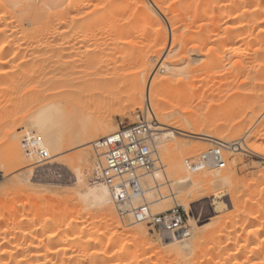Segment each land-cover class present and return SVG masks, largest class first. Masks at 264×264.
<instances>
[{"label":"bare ground","instance_id":"1","mask_svg":"<svg viewBox=\"0 0 264 264\" xmlns=\"http://www.w3.org/2000/svg\"><path fill=\"white\" fill-rule=\"evenodd\" d=\"M57 1L58 3H62V0H45L44 3L50 5L53 3H57ZM232 1L233 0H193L191 5L180 9L176 13H172L171 10L166 7V5L161 6L156 0H153L154 6L144 4L135 5V3L137 2L136 1L134 2L135 6H132L133 8L130 7V5L132 4H128L123 7V2V6H121L120 2L117 3L118 7L115 10L118 17L117 20L120 21L123 18L124 14L131 12L132 15L129 16V18L126 17V19L124 17V19L128 22H126L127 24L131 22V24L135 27L134 29L133 26H130L133 27L131 32L139 33L138 35H142V37L146 36L149 40V43L147 44L148 46L143 47L145 48V51H143L145 52V55L142 58L141 64L139 65L140 71L137 75L134 74L133 78H131V84H133L131 86V94L129 95L128 100L131 103V107L125 109L124 111L120 108L121 92H119V87H116L118 79L115 75V72H111V74L108 72L92 79L91 84L85 88L81 86V84L80 86L77 84L78 81H76L75 77L71 78L72 80L68 78V81L66 82L68 83V86L67 84L64 86V92H55L57 89H54V93H49L50 97L56 98L61 94L65 95V97L77 94L81 95V93L85 92V90H88L92 99L94 100L95 111L94 113L91 111L83 113L80 118L81 120L79 126L71 130L69 134L64 136L60 135L59 133L54 135L50 134L47 137L48 139L46 138L45 144H43V146L49 152L50 158L52 155H56L58 151L60 152L61 150L59 149L83 147L82 151L75 156V159L78 163L81 164L89 162L91 156L93 155L92 150L94 149L95 143L101 138L114 134L120 128V126L114 125L107 116L103 115L102 117H99L94 115L95 112L96 114H104V112H107L109 109H111V105H118L119 109L116 112L127 113L128 110L135 111V107L143 108L146 100L151 106V114L155 117L156 120V123L154 122L155 124L153 125V133L158 150L161 153L160 155H162L166 160V171L162 172L158 170L154 174L146 176L144 179V196L132 199L128 196V193L124 189L119 188L121 194L117 195L116 189H111L107 185L96 182L93 179L88 181L87 183V181H85V173L81 170L82 168H79V171L77 173V194L79 202L85 208H88L90 210H98L100 214L97 216L94 215V218L91 217V213L88 217V213L86 217L83 216L84 213H80L81 216H73L72 214V216L70 215L71 217L67 216L68 218H66V216L65 218L62 216H47L42 218V220L40 221H38L39 217L37 218L38 220H30L29 218H31V215L29 218L27 216V218H25L24 220H19V222L17 221L16 223H18V225L15 224L16 226H14L13 224L14 227L12 226V228H10L8 224L6 226H2L1 223L0 264H141L139 262L134 263V258L132 259L130 257V252L132 253L130 248L131 246L136 244H140L142 246L146 245L149 247L151 246V239L147 237L148 234L147 229L145 228L146 226L145 224H139L135 222L129 224L126 223L125 220L123 222L119 221L113 204H116L119 208L128 212L131 211L134 207H138L144 203L150 206L152 213H160L163 211L171 210L174 206H181L189 215V222H191L192 224V226L190 224V238L173 239L164 234L161 235L163 239V243L160 245L162 247V252H164V254L166 253V255L168 254L170 256L169 258H171L172 261L174 260L177 264H264V212L261 211L262 209H252V215L248 214V217L246 215L245 217L241 214L246 219L243 218V222L241 223V225L238 224L237 228L234 227L230 231L228 229L227 231L224 229L221 230L219 228L202 231V227L198 225V222L191 215V200L195 201L196 197L199 198L198 196H201H197L199 192H201L205 188L208 189V187L210 186L214 187L216 185H222L235 178L236 173L234 171V167L238 162L236 158L237 154L249 153L248 147L246 145L248 142L251 146L254 145V142L255 146H259L256 145V142L258 144L260 140L264 143V140H262L264 135L260 134L262 133L260 132L261 129L264 128V122L262 123L260 128H258L257 125L260 119L264 117V103L259 101L258 103L256 101L255 104L254 102L252 103L256 105V108L255 110L253 109V114L252 112L251 114H249L251 115V117L248 116L249 118H246V121H249V124H252L251 126L245 125L244 127H241L237 130L233 128V130L231 131L224 130V132L222 133H216V137L213 136L215 140L221 143H219L220 145L230 150L229 153H231L234 159L233 163L228 162V165L224 170L209 167L208 169L198 173H191L187 170L186 163L190 159H185V157L186 155H191L186 151V148L188 146H186V150L184 151V148H182L183 145L180 147L181 143L179 142L180 140L183 141V137L180 138V135L177 136L175 133H173L174 131L171 132L167 130V119H171L174 113L172 111L165 112V109L161 106V104L167 102L165 93L172 88L185 89V86L189 84V86H191L192 88L191 91L193 92V94L198 92V90H200L199 88H202L196 87L197 85L195 84V82H185V78L187 77V75H189L193 71H196V69L198 68L197 67L194 70V67H192L194 64H201L199 65L200 68H198V70L207 71L206 73L208 74L206 76L208 77V79L215 78L219 71L225 69L224 67L226 66V62L232 56L231 54H233V50L234 53L236 51V53H239L243 59H246V57L250 54L252 50L251 48L254 43H263L264 32L262 31L263 29L260 30V27H262V25L264 24V1L240 0L239 4L237 3L238 6L235 0V3L233 2L234 4L232 3ZM2 4L0 0V6H3ZM4 7L5 5L1 8ZM3 10L6 12L5 9ZM3 10H0V64L2 65V68L0 69V88L3 91L4 89L11 88L16 84H19V88L27 85L28 87L25 86V89L26 87L29 88L28 92L26 93L25 91L23 93L26 94H22V96L20 93V95L24 97V103L27 102V99H30L28 100V102H30V105H33L38 99L37 97H35L38 95L33 96V94L36 92L38 93V91L43 88L42 83L44 81L42 80L46 75L45 73H48L49 71V69H47L48 65L46 64L55 56H59V58L61 57L60 59H62L63 57L68 58L67 54L69 53L68 48L70 45L67 46L68 48H66V45H62V43L60 45V43H58L60 46L56 47L54 45L56 47L55 48L48 43L42 44V42L40 43L39 41L38 43L33 40L34 38L31 40V36L28 40H23V34L21 35L22 37L20 36L19 38L18 36L22 33L20 30H23L24 27L20 24H18L20 27H17L16 24L15 27L13 25L14 23L12 21L10 22V20L7 19L8 17ZM211 12H214L215 15L212 16ZM161 18L164 19V22L169 25L171 36L173 39V49L170 50L167 55H164V59L160 61V64L166 68L168 74L164 77L155 78V82L152 84H148L147 86V77L143 73L150 72L152 70V68L154 67V65L152 64L153 57L155 55H162L168 40V35L164 30ZM232 20H234L233 23H231ZM143 23L144 25H149V27H145L144 25V27H142L141 24ZM119 28L120 26L118 27V29ZM18 30L21 32L19 35ZM24 31L26 30H23V32ZM26 32L28 34V30ZM26 32H24L25 35ZM234 36L238 38V45H232V43L229 44ZM180 43H184L185 47L189 46L190 48L184 50L183 55L180 54L178 56L175 55L178 46L176 47V49L175 46ZM259 51L260 50L257 49L255 51V54H258ZM79 52L81 51L79 50ZM45 69H47V72ZM62 70L64 71V69ZM41 71L43 72L44 76L40 80V77L42 76V73H40ZM65 71L64 73L66 74L67 71ZM38 72L39 74H41L39 75V77L36 76L38 75ZM36 78H38L39 80ZM69 81H71V85L69 84ZM105 82H107L108 84L103 85ZM21 84L22 86H20ZM216 89L219 90V88ZM189 92L185 94L187 95ZM212 93L216 92L212 91ZM56 104L57 103L50 101V103L48 102V104H45L42 107L39 106L40 108H37L34 111L30 112L29 120L32 121L33 126L37 130H44L52 124V120L57 116L56 112H58ZM196 108L197 107H195V109L193 110L186 109V111L182 112L180 116L178 115L179 117L175 116L174 120L176 127L178 126L182 131L184 130L188 133L192 132L190 130L194 128L196 134H200L206 131L212 136L213 131H219L222 127L225 126V124H227L226 122L228 121V119H217L216 113H202V111H199L197 110L198 108ZM146 115L147 117L149 116L148 112ZM152 121L154 120H151L150 122ZM30 125L32 126V124ZM255 128H258V131ZM248 129L249 131H253V133L255 132L253 136L252 134H250L251 137L249 135L250 138L247 137ZM23 131L30 132L32 131V128L28 126L22 127L17 132L18 139L21 138L20 134ZM193 142L194 141H192L191 144L195 145L191 150L196 153L204 150V148L208 146V144L202 140L197 143H195L196 141L194 143ZM252 142L253 145L251 144ZM214 145L215 144H213V146ZM262 149L264 150V147ZM191 150L190 148H188V151ZM194 152L191 151V153L193 154ZM259 154L260 152L258 153V155ZM0 161H2L1 155ZM35 164L36 162L30 165H32L33 167ZM13 172L15 171H11L9 173L5 171V173L7 174H12ZM10 183L12 185H15L18 190L22 191H28L32 188V184H29L20 178L12 179V181H9V184ZM167 189L170 191H168ZM37 190L35 191L32 189V192L34 191L37 194L39 192ZM32 192L28 193L31 194ZM35 193L32 194L34 195ZM177 195L180 196H178L179 199ZM255 197H257V200L264 201V189L259 195H255ZM37 206L39 207L40 205H38L37 203ZM36 208L34 209L38 210ZM225 208L226 205L224 203L218 204L217 209L221 210ZM80 211L81 209L79 210V212ZM77 214H79L78 211ZM128 214L129 215L127 216V218L132 220L130 213ZM245 214L247 213L245 212ZM33 215H35V213ZM15 218L16 217H14V219ZM5 219L8 218L6 217ZM34 220L38 221H36L38 223L37 225H35L36 222L35 224H33V226L35 225V230L31 232L30 229L28 230V232L32 233V236L37 234L36 236L41 237L39 239L35 237L33 239H30L31 237L28 235L29 233H25V230L27 229L24 228V226L27 224V222H32ZM22 226L25 229L24 233H21L23 231ZM129 226L130 228L131 226L134 227L128 229ZM7 227H9L10 229H8ZM18 227H20L21 229ZM193 231L194 235L192 236ZM25 234L30 238L28 239ZM223 239L224 242L221 243ZM216 240L218 244L215 242ZM207 241H211V246L215 245L211 248H209L208 246L207 250H209L210 253L208 251V254H202V257H200L199 259L197 258L198 260H196L195 255L194 262H191L190 259L192 257V254L199 250L200 246H202V243H208ZM160 246L159 249H161ZM202 250L204 251V249ZM188 259L189 261H187ZM141 261L142 260H140V262ZM174 261L172 263H174ZM150 264H152V262Z\"/></svg>","mask_w":264,"mask_h":264},{"label":"rangeland","instance_id":"2","mask_svg":"<svg viewBox=\"0 0 264 264\" xmlns=\"http://www.w3.org/2000/svg\"><path fill=\"white\" fill-rule=\"evenodd\" d=\"M44 1L45 0H7V1L1 0V4L3 3L2 5L3 6L5 5V7L1 8L3 6H0L1 11L3 9L6 10V12L4 10L3 11L6 13V16L8 17L7 19L10 20V22L12 21L14 23L11 24H13L14 26L16 24L17 27H20L18 25L20 24L21 26L24 27L23 30L26 31L28 30V34L26 31H24L26 32L25 35L23 30L21 29L23 27L19 28L21 29L20 31L22 32L21 33L18 30L19 31L18 35L21 33L18 36L19 38L23 34L24 37L28 35L25 38L21 36L23 40H28L31 36V40L34 38L33 40H35L36 42L39 41L40 43L42 42V44L48 43L52 45V47L55 46L58 47L61 45V43L62 45H66L65 46L66 48H68L67 46L70 45L68 48L69 53L67 54L68 58L63 57L62 59H60L61 57L59 58V56H55V57L53 56L54 58H52V60L48 61V63L46 64L48 65L47 66L48 68L45 67L49 69L48 73L44 72L46 74L44 76L43 72L42 71L40 72L42 73L40 80L44 76L42 80L44 81L42 83L43 88H41L43 90L40 89L42 92L39 90L38 93L36 92L33 94V96L38 95L35 96L38 99L33 105L29 104L30 102H28V100L30 99H27L28 103L27 102L24 103L23 100L24 97H22L23 96L22 94H26L28 92L29 88H27L28 87L27 85H24L23 87L19 88V84H16L15 85L16 87L12 86L11 87L12 89L7 87L8 89H4L3 91L0 88L1 89L0 90V99H1L0 155L2 158V161H0V172L2 174L0 176V215H1L0 226L1 223L2 226L4 225L6 226L8 224L10 228H12L13 224L14 226H16L15 224L18 225V223H16L17 221L18 222L19 220L22 221L25 218H27V216L29 218L31 215L33 217L31 216V218H29L30 220L37 219L39 217L38 218L39 220L38 219L37 220L40 221L42 220V218L47 216H53V217L62 216L64 218L66 216V218H68L71 217L72 214L73 216L74 215L77 216L80 215V213L81 214L84 213L85 215L83 214V216L86 217L88 213L87 217L92 215L91 217L94 218V215L97 216L100 214L98 210H94V209L90 210L88 208L83 207L79 202V198L77 194V190H78L77 173L79 171V168H82L81 170L85 173V178H86L85 181H87V183L88 181L94 179L96 166L99 159L98 153H96L95 149L92 148L93 155L91 156L89 162H85L81 164L76 161L75 156L82 151L83 147L82 148L73 147L68 149L66 148L64 149L61 147L63 150L59 149L61 150L60 152L58 151L56 155L55 154L52 155L50 161L47 164L45 165L35 164L32 167V165L30 164L36 162L34 156L23 150L21 145V140L17 138V132L24 126L31 127L32 131L30 132H35L39 134L42 137L43 144H45V140L50 134L54 135L59 133L60 135L64 136L69 134L70 131L73 130L75 127L79 126L81 120L80 118L83 115V113L89 111L94 113L95 111L94 100L92 99L90 92L88 90H85V92L81 93V95L77 94V95L65 97V95L61 94L56 98L50 97L49 93L51 94L54 93V89H57L55 92L58 91L64 92L63 91L65 88L64 86L66 84L68 86V83H66L68 81V78L71 79L75 77L76 81H78L77 84L79 86L81 84V86L85 88L91 84L92 79L99 77L100 75L108 72L110 74L111 72H115L116 73L115 75L118 79L116 87L117 88L119 87L120 89L119 92H121L120 108L123 111L127 108H130L131 103L128 100H129V95L131 94V86L133 84V83L131 84L132 81L131 78H133L134 74L137 75L138 72L140 71L139 65L141 64L142 58L145 55V52H143L145 51L144 50L145 48L143 47L148 46L147 44L149 43V40L147 39L146 36L142 37V35H138L139 33L131 32L134 26L131 24V22L127 24L128 23L127 20L124 19V17L129 18V16L132 15L131 12L124 14L123 18L121 19L122 21L121 20L118 21L117 20L118 17L116 15L117 13L115 10L117 9L118 7L117 3L119 2L121 6H123L124 3L123 7H125L128 4L129 5L132 4L130 5V7L132 6L134 7L136 4L154 6L153 0H129V1L128 0H62V1L59 0L63 4L60 2L58 3L57 1V3H53L50 5L44 3ZM156 1H158L161 6L166 5V7H168L172 13H176L180 9L191 5L193 0L192 1L191 0H156ZM134 2H136L135 5ZM233 2L234 0L232 1V3ZM235 2L236 4L237 3L239 4L240 0H235ZM211 15L214 16L215 13L211 12ZM161 20L163 23L164 30L168 35V40L162 55L161 56L155 55L153 57L152 64L154 65V67L152 68V70L150 72L143 73L147 77V86L148 84L154 83L155 78L164 77L168 74V71L164 66L160 64V61L164 59L165 57L164 55H167V53L173 49V45H172L173 39L171 36L169 25L164 22V19L161 18ZM233 22L234 20L231 21V23ZM143 25L144 23L141 24L142 27L144 26L149 27V25H144V26ZM119 26L120 28L118 29ZM261 29H263L262 31L264 32V24L262 25V27H260V30ZM58 43H60V45ZM231 43L232 45L233 44L238 45L239 43L238 38L234 36V38L231 39V42L229 44ZM263 47H264V41L263 43L261 42L260 44L254 43L251 48L252 54L250 52V54L248 55L250 57L247 56L246 59H243L239 53H236V51L235 54L233 50V54H231L232 56L226 62V66L224 67L225 69L224 70L221 69L222 71H219L217 74L218 76L216 75L215 78L208 79V77L206 76L208 74L206 73L207 71L202 70L203 71L202 72L198 70V68H200L199 65L201 64L200 63L194 64L192 66L194 67L193 69L195 70V68L197 67L198 68L196 69V71H193L191 73L189 71L190 74L187 75V77L185 78V82L188 83L195 82V84L197 85L196 87H202V88H199L200 90H198V92L193 94V92L191 91L192 88L188 84L187 86H185V89L172 88L171 90L165 93L167 102H164L163 104H161V106L165 109V112L172 111L174 113L171 119H167L168 129L167 128L166 129L171 132L174 131L173 133H175L177 136L180 135L179 136L180 138L183 137L182 139L184 142L178 138L180 140L178 141L181 143L180 147L183 145L182 148H184V151L187 149L186 151L188 152V154H191L188 156L186 155L185 159L196 158L202 153L207 152L211 149L220 148L224 154L227 165L228 162L233 163L234 159L231 153H229L230 150L220 145L221 143L215 140L213 136L216 137L217 136L216 133H222L224 132V130L231 131L233 130V128L237 130L240 129L241 127H244L245 125L246 126L252 125L249 124L250 123L249 121H246V118L251 117V115H249L251 114V112L252 114L254 113V110L256 108L255 107L256 105L254 104L256 103V101L257 103L258 101L264 103V74H262L264 73ZM187 48L190 47L189 46L185 47L184 43L182 44L180 43L176 45L175 49L177 51L175 52L176 53L175 55L178 56L180 54L183 55L184 50H186ZM257 49H259L260 51L258 54H255V51ZM79 50L81 52H79ZM242 63L245 65H243ZM1 68L2 65L0 64V69ZM47 69H45L46 72ZM62 69H64V71L66 70L67 73L65 74ZM197 70L200 72H198ZM37 74L38 75L36 76L38 77L39 75H41L39 74V72ZM70 82L71 81H69V84ZM106 84L108 83L105 82L103 85ZM20 86H22V84ZM25 86H27L26 89ZM203 87L205 88V90ZM216 88H219V90ZM202 90H203V94H202ZM25 91L26 93H23ZM212 91L213 92L215 91L216 93H212ZM187 92L189 93L186 95L185 93ZM207 92H209L210 94ZM20 93L22 96L20 95ZM39 93H40V97H39ZM47 94L49 95V97ZM50 101L57 103L56 104L58 108V112H56L57 116L52 120V124L49 125L48 128L39 131L33 126L32 121L29 120L30 119L29 114L31 111H34L35 109L40 108L45 104H48V102L50 103ZM253 102L254 104H252ZM195 107L198 108V109L196 108L197 110L202 111V113H207V112L216 113L217 119L219 118L220 119L224 118V120L228 119V121L226 122L227 124H225V126L222 127L219 131H213L212 136L208 134V132L206 131L200 134H196L194 128H192L193 130L192 129L190 130L192 132L188 133L184 130L182 131L178 126L176 127L174 117L175 116L179 117L182 112L186 111V109L193 110L195 109ZM118 109H119L118 105L115 106L111 105V109H109L107 112H104V114L103 113L96 114L95 112L94 115L99 117H102L103 115L107 116L113 122V124L117 126H121V124L128 126L139 122V120L142 117H146V114L148 112L149 120L150 121L154 120L152 122L156 123L155 117L151 114V106L146 100L143 105V108L135 107L134 109L135 111L128 110L127 113H118L116 112ZM263 122H264V117L260 119V121L258 122L257 124L258 128H260ZM30 124H32V126ZM258 128L255 129L258 131ZM262 129L260 131L262 133L260 134L264 135V128ZM247 133H248L247 137H249L250 134H252L253 136L255 132L253 133V131H249L248 129ZM44 134L47 136H45ZM200 140L205 141V143H207L208 146L204 148V150L196 153L193 150H191L192 147L195 145V144L192 145L191 142L196 141L195 143H197ZM213 140L215 141V143ZM262 140H264V137ZM185 141L187 144L185 143ZM248 143L246 145L248 147L249 153L237 154L236 158L238 162L236 165L234 164L235 165L234 171L236 173L235 178L222 185H216L214 187L210 186L208 187V189L205 188L204 190H202L197 194V196L201 195L198 196L199 198L196 197L197 199L195 198V201L191 200V206H192L191 215L198 222V225L202 227L201 229L202 231L203 230L208 231L214 228L215 229L219 228L221 230L228 229L230 231L234 227L237 228L238 224L241 225V223L243 222V218H245L246 216L248 217V214L252 215L251 214L253 212L252 209L256 210L260 208L262 209L261 211L264 212V204H263L264 201L257 200V197H255V195H259L264 189L263 186L264 185V150L262 149L264 147L263 146L264 143L261 140L258 144L256 142V145L259 146H255V142L254 145L253 142L251 143L253 146H251L250 143L249 144ZM213 144L215 145L213 146ZM186 146L188 147L186 148ZM188 148H190V150L194 152V154L191 153V151H188ZM259 152L260 154L258 155ZM161 158L163 160L165 167H167L166 160L162 155ZM5 171L7 173L11 171H15V172H13L12 174L11 173L7 174L5 173ZM15 178H20L23 181L32 184L31 190L28 191L18 190L15 187V185H12L11 183L10 186L9 181H12V179ZM32 189L35 191L38 189L37 191L39 192L36 194L34 191L32 192ZM28 192H32L35 194L33 195L32 193L30 194ZM178 196L179 195H177V197ZM253 198L255 199V201ZM37 203L38 205L41 206V208L40 206L39 207L37 206ZM220 203H224L226 205V208L221 210L217 209L218 204ZM113 207L115 209L119 221L123 222L125 220L126 223L129 224L134 222L133 220L127 218V216L122 218L119 214V210H118L119 207L116 204H113ZM34 208L38 210H35ZM173 208H176V206H174ZM177 208H180L181 211L186 216L188 215L183 207L179 206ZM80 209L81 211L79 212ZM77 211L79 214H77ZM245 212L247 214H245ZM34 213L37 216L33 215ZM154 214H159V213L154 212ZM241 214L246 216L243 217ZM6 217L8 219H5ZM14 217L16 218L14 219ZM187 217L188 220L190 221L189 215ZM36 221L34 220L32 222H27L25 226L23 225L24 228H26L27 230H25L22 226L23 231L21 233H24V230L26 234L29 233L28 235L31 238L25 234L28 239L29 238L33 239L34 237L37 239L41 238L40 236H36L37 234L32 236V233L28 232V230L30 229L31 232L35 230L34 227L35 225L38 224L37 223L38 221L37 222ZM10 222H11V226H10ZM28 223L29 225L30 224L32 225L29 226ZM33 224L35 225L33 226ZM189 224H191V222H189ZM145 226L148 234L147 237L151 239V246H150L151 248L146 245L142 246L139 243H138L139 245L136 244L137 246L136 245L131 246L130 250L132 251V253L130 252V257L132 259L134 258L133 259L134 263L139 262L141 264H147V263L150 264L152 262V264L153 263L177 264L174 260H173L174 263H172L173 261L171 258H169L170 256L168 254L167 256L166 253L164 254V252H162V247L160 245L163 243V239L161 237V234L158 231L153 232L154 231L153 228H150L148 225ZM9 227L7 228L10 229ZM133 227L134 226H131V228ZM131 228L129 226L128 229ZM193 235H194V231L192 236ZM224 239L221 241V243L224 242ZM205 242L201 244L202 246H200V248L204 249V251L199 248V250L195 252L196 254L193 253L192 257L190 256L192 259V260L190 259L191 262L192 261L194 262L195 255H196V260H198L200 257L204 255V253L208 254L209 251L207 250L208 246L209 248L215 246V245L211 246L212 245V243H210L211 241L210 242L207 241L208 243ZM215 242L218 244L217 240ZM159 246L161 247V249H159ZM140 248L143 249L141 250ZM205 248L207 251L205 250ZM148 259L150 262L148 261ZM140 260L142 261L140 262ZM187 261H189V259Z\"/></svg>","mask_w":264,"mask_h":264},{"label":"built area","instance_id":"3","mask_svg":"<svg viewBox=\"0 0 264 264\" xmlns=\"http://www.w3.org/2000/svg\"><path fill=\"white\" fill-rule=\"evenodd\" d=\"M153 122L147 115L139 122L125 126L121 124L118 131L98 140L94 149L99 155L94 181L111 189H124L132 199L143 197L144 179L166 167L158 150L153 133ZM21 145L25 152L34 156L36 164L45 165L50 161V154L43 146L42 137L35 132L23 131L20 134ZM114 136L119 139H113ZM227 166L220 148H214L187 161V170L191 173L202 172L209 167L224 170ZM0 172V176H1ZM122 218L130 213L135 223L148 225L170 238L188 239L191 226L188 217L180 208L154 214L148 204L134 207L131 211L118 209Z\"/></svg>","mask_w":264,"mask_h":264},{"label":"snow or ice","instance_id":"4","mask_svg":"<svg viewBox=\"0 0 264 264\" xmlns=\"http://www.w3.org/2000/svg\"><path fill=\"white\" fill-rule=\"evenodd\" d=\"M113 139H119V137L114 136ZM116 194L117 195H120L121 194L119 188L116 189Z\"/></svg>","mask_w":264,"mask_h":264}]
</instances>
